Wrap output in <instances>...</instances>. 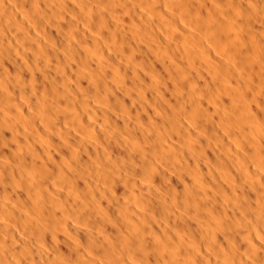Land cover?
<instances>
[{
  "label": "bare ground",
  "instance_id": "6f19581e",
  "mask_svg": "<svg viewBox=\"0 0 264 264\" xmlns=\"http://www.w3.org/2000/svg\"><path fill=\"white\" fill-rule=\"evenodd\" d=\"M0 264H264V0H0Z\"/></svg>",
  "mask_w": 264,
  "mask_h": 264
}]
</instances>
